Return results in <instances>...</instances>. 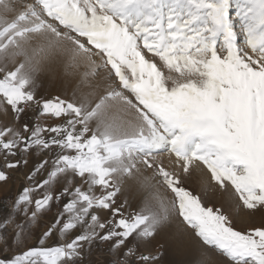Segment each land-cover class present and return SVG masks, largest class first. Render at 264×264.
Here are the masks:
<instances>
[{
    "label": "snow or ice",
    "instance_id": "obj_1",
    "mask_svg": "<svg viewBox=\"0 0 264 264\" xmlns=\"http://www.w3.org/2000/svg\"><path fill=\"white\" fill-rule=\"evenodd\" d=\"M33 157L0 264H264V0H0V185Z\"/></svg>",
    "mask_w": 264,
    "mask_h": 264
},
{
    "label": "rangeland",
    "instance_id": "obj_2",
    "mask_svg": "<svg viewBox=\"0 0 264 264\" xmlns=\"http://www.w3.org/2000/svg\"><path fill=\"white\" fill-rule=\"evenodd\" d=\"M75 85H76V81L74 79L63 78L61 76V73L57 71L55 73H49L45 77L44 82H43V91H45V93L46 92L49 93L50 95L59 94L61 92H67L70 95ZM163 159L165 160V163H167V158L164 157ZM35 162H36V158L33 157L28 168L21 169L13 174L14 179L8 185H0V196L1 195L4 196L8 194L15 195L20 190V188L24 185L25 183L24 176L28 173L29 169L32 167V164H34ZM145 174L151 175V170H148L147 172H145ZM207 179L208 180L210 179L208 174L206 172L204 173L200 172L188 178L186 180V183L193 191H199L201 183L204 181H208ZM128 188H129V191L126 194L128 196L129 203L131 204L132 210H135L139 200L144 195H146V193L141 191L134 181L128 182ZM211 202L215 205H220L224 202V199L223 197L217 198L213 196L211 198ZM58 208H59V205L54 206L51 212H49L46 216H44L41 223L44 224L52 220V218L55 216L56 212L58 211ZM255 222L256 223L260 222L259 215L256 217ZM236 226L238 229H244L248 225L240 222V220L238 219L236 222ZM36 235L39 236V232H37Z\"/></svg>",
    "mask_w": 264,
    "mask_h": 264
},
{
    "label": "built area",
    "instance_id": "obj_3",
    "mask_svg": "<svg viewBox=\"0 0 264 264\" xmlns=\"http://www.w3.org/2000/svg\"><path fill=\"white\" fill-rule=\"evenodd\" d=\"M12 196H14V195H4V196H0V203H3L7 198H10V197H12Z\"/></svg>",
    "mask_w": 264,
    "mask_h": 264
},
{
    "label": "bare ground",
    "instance_id": "obj_4",
    "mask_svg": "<svg viewBox=\"0 0 264 264\" xmlns=\"http://www.w3.org/2000/svg\"><path fill=\"white\" fill-rule=\"evenodd\" d=\"M55 84V83H54ZM53 88V87H52ZM49 90V89H48ZM52 91V90H51ZM54 92V91H53ZM47 93V92H46ZM47 94H49V93H47ZM204 173V172H203ZM208 180V179H207ZM215 197V196H214Z\"/></svg>",
    "mask_w": 264,
    "mask_h": 264
},
{
    "label": "crops",
    "instance_id": "obj_5",
    "mask_svg": "<svg viewBox=\"0 0 264 264\" xmlns=\"http://www.w3.org/2000/svg\"><path fill=\"white\" fill-rule=\"evenodd\" d=\"M8 195H13V194H8ZM6 196V195H5Z\"/></svg>",
    "mask_w": 264,
    "mask_h": 264
}]
</instances>
